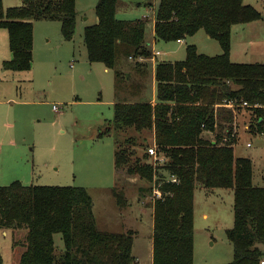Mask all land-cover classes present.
I'll return each instance as SVG.
<instances>
[{"label":"trees","instance_id":"1","mask_svg":"<svg viewBox=\"0 0 264 264\" xmlns=\"http://www.w3.org/2000/svg\"><path fill=\"white\" fill-rule=\"evenodd\" d=\"M158 2L156 41H183L204 31L219 42L222 54L208 56L188 46L184 61L158 65L156 104L135 101L133 97L144 94L150 75L148 60L153 51L146 37L147 20H120V0H99L97 23L88 26L84 36L89 62L114 70L116 88L131 78L129 73L126 81L118 70L122 60L131 62L140 77L131 89L124 86V98L114 104V119L99 134L101 138L124 135L116 147L118 182L112 195L123 210L129 203L122 180L125 175L149 183L154 180V187L138 189L140 198L155 187L162 193L153 203V264H193L196 188L233 190L235 223L228 232L234 249L231 264H261L264 186L253 184V162L236 157L235 147L242 127L264 136V64L234 63L230 58L232 28L260 19L261 14L245 0ZM146 5L154 6L151 1ZM76 18V0H21L9 9L0 0V28L8 32L12 53L4 68L13 72L32 69L36 22L58 21L64 38L73 40ZM150 137L167 160L164 166L132 159L134 148ZM172 176L177 183L171 181ZM0 230L25 232L24 241L13 240L18 254L23 250L16 264H137L133 256L136 232L100 229L93 198L82 187L14 182L0 188ZM57 235L64 244L61 253L55 243Z\"/></svg>","mask_w":264,"mask_h":264},{"label":"rangeland","instance_id":"2","mask_svg":"<svg viewBox=\"0 0 264 264\" xmlns=\"http://www.w3.org/2000/svg\"><path fill=\"white\" fill-rule=\"evenodd\" d=\"M153 7H148V2ZM99 0H76V32L66 40L58 21H38L34 25L32 69L13 72L4 68L12 59L9 35L0 28V188L14 182L25 186L82 187L93 198L100 229L109 232L133 230L136 238L133 256L137 264H152L153 193L139 197V187H154L138 178L122 179L127 207L119 209L112 189L117 186L115 153L124 135L99 137L106 122L114 119V104L124 98L127 88L140 77L134 65L122 60L118 70L131 78L116 88V74L102 63L91 64L85 46V30L97 23ZM21 0H3L4 9L19 6ZM158 0H120L117 18L147 20V39L160 52L156 64L149 62L144 94L133 100L156 98L155 72L161 63L182 62L187 47L196 46L208 56L222 54L218 41L199 31L187 40L155 41L154 20ZM261 18L232 28L230 58L234 63L264 64V0H245ZM127 85V88L124 86ZM116 89L119 95L116 96ZM121 89V90H120ZM120 90V91H119ZM57 108L58 111L55 109ZM123 137V138H120ZM140 141L133 161L152 164ZM249 144L251 147H248ZM238 158L251 159L253 184L264 186V136L247 133L242 127L235 147ZM122 181V182H123ZM234 191L207 190L198 186L194 194L193 264H231L234 249L228 232L233 229ZM6 233V234H5ZM16 235V236H15ZM25 239V232L0 230V264H16L21 252L13 240ZM58 251H64L61 235L55 236Z\"/></svg>","mask_w":264,"mask_h":264},{"label":"built area","instance_id":"3","mask_svg":"<svg viewBox=\"0 0 264 264\" xmlns=\"http://www.w3.org/2000/svg\"><path fill=\"white\" fill-rule=\"evenodd\" d=\"M178 42L181 43L183 41H178ZM159 56H162V54L160 52H154L153 51V54H152L151 58L148 60V62H151V63L156 64L157 57H159ZM140 61L141 62H145V59H142L141 58ZM245 106H247V103L244 104V107ZM55 109L58 111L57 108H55ZM248 147H251V145L249 144ZM147 154H148L149 158L152 160V164L155 167L156 166H164L166 164V162H167V160L165 159V157L164 156H161L159 154L157 145L155 143H153L152 145H150V147L147 150ZM171 181L173 183H177L178 182V179L175 176H172L171 177ZM161 198H162V193L158 189H156V187H155L154 190H153V199L156 200V199H161ZM261 264H264V260L262 261Z\"/></svg>","mask_w":264,"mask_h":264},{"label":"crops","instance_id":"4","mask_svg":"<svg viewBox=\"0 0 264 264\" xmlns=\"http://www.w3.org/2000/svg\"><path fill=\"white\" fill-rule=\"evenodd\" d=\"M155 41H156V39H155ZM152 51H154V48L152 49ZM155 82H156V78H155ZM156 88H157V82H156ZM156 99H157V95H156V98L154 97V99L149 100L148 102H151L153 105H155L156 104ZM152 264H153V245H152Z\"/></svg>","mask_w":264,"mask_h":264}]
</instances>
